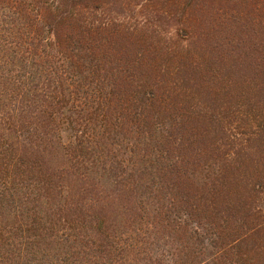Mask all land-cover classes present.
<instances>
[{
	"label": "trees",
	"instance_id": "trees-1",
	"mask_svg": "<svg viewBox=\"0 0 264 264\" xmlns=\"http://www.w3.org/2000/svg\"><path fill=\"white\" fill-rule=\"evenodd\" d=\"M0 264H264V0H0Z\"/></svg>",
	"mask_w": 264,
	"mask_h": 264
},
{
	"label": "rangeland",
	"instance_id": "rangeland-1",
	"mask_svg": "<svg viewBox=\"0 0 264 264\" xmlns=\"http://www.w3.org/2000/svg\"><path fill=\"white\" fill-rule=\"evenodd\" d=\"M65 134H66V132H62L61 135L63 136V138H65V136H66Z\"/></svg>",
	"mask_w": 264,
	"mask_h": 264
}]
</instances>
